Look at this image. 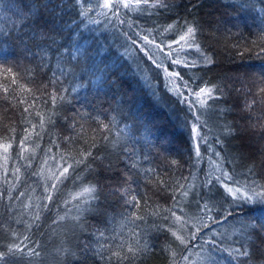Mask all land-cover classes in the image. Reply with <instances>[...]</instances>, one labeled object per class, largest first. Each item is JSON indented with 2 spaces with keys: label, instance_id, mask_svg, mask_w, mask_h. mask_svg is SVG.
<instances>
[{
  "label": "trees",
  "instance_id": "1",
  "mask_svg": "<svg viewBox=\"0 0 264 264\" xmlns=\"http://www.w3.org/2000/svg\"><path fill=\"white\" fill-rule=\"evenodd\" d=\"M53 2L61 5L56 26L41 28L50 20L43 7L48 0H0V40L8 37L0 48V144L12 145L7 153L0 148V250L16 242L39 252L12 257L10 264H213L210 254L228 264L221 259L226 253H213L207 242L238 248L243 222L264 215V208L234 198L215 180L226 170L232 180L225 183L241 194L255 200L254 193L264 192V93H258L264 88V0H168L167 9L137 10L86 0L83 8L92 9L86 17L79 15L77 0ZM28 8L39 18L24 21L21 13ZM174 22L176 30L165 31ZM185 22L198 25L196 43L211 64L186 67L183 61H199V54L167 48ZM22 32L28 33L24 43L15 40ZM101 47L103 59L96 54ZM177 59L182 63H173ZM213 85L221 89L215 93L220 99L201 108L194 93ZM252 100L257 103L248 110ZM194 123L203 124L206 138L199 158L190 132ZM226 126L231 135L224 134ZM25 134L29 150L21 152ZM89 151L83 163H75ZM68 164L74 167L58 184L54 201L43 199L62 171L58 166ZM127 177L135 183L125 195L119 190L129 187ZM93 184L102 189L100 201L80 213L75 226L70 220L54 224L58 215H77L73 196ZM132 195L136 208L125 204ZM37 211L40 220L33 224ZM129 244L147 245L148 251L109 260ZM84 245L90 247L87 259ZM256 245L251 264H264V237Z\"/></svg>",
  "mask_w": 264,
  "mask_h": 264
},
{
  "label": "snow or ice",
  "instance_id": "2",
  "mask_svg": "<svg viewBox=\"0 0 264 264\" xmlns=\"http://www.w3.org/2000/svg\"><path fill=\"white\" fill-rule=\"evenodd\" d=\"M77 3L80 4L82 11H80L79 15L81 16H87L90 11H92L91 8L84 9L83 5L86 3V0H77ZM51 5V7H49ZM103 8L106 9H112V8H118L119 7H124L128 9H133L137 10L141 8L142 6H147L150 8H160V9H167L169 7L168 0H104L103 5H100ZM27 7V5H25ZM44 9L47 12V15L50 17V20L46 21L44 25H41V28L46 27L47 23H52L53 26H56V19H57V9L61 7L59 3H54L53 0H48V3L43 5ZM23 20L28 21V20H35L38 19L39 17L36 16V14L32 11L31 8H28L26 12L21 13ZM115 15V13H113ZM123 23V21H121ZM22 27H29L27 23L23 24ZM176 30V25L175 22L173 24L168 25V27L165 29V31H175ZM30 31L33 32V35L30 36V39H35V30L30 29ZM199 32V27L195 23H188L185 22L184 25L182 26L180 30V34L178 35V39L173 40L172 44H169L168 47L171 48L172 45H176L179 47L181 51H183L185 48L188 50L194 49L196 53L199 54V61H192V62H187L183 61L184 66L193 68L196 67L197 63H203V64H211L213 61L212 59L206 55L202 50L201 47L198 43H196V37ZM28 35L27 32H22L21 34H18L15 37V40L20 41V43H24L23 37ZM8 37H4L3 40H0V48H2L3 44L7 42ZM144 41L147 43H152V41L148 40L147 36L143 37ZM157 47H160L159 45ZM98 56H100L102 59L107 55V53L103 50V48H99L96 53ZM173 63L175 64H181L182 61L177 59L174 60ZM10 71V69L8 70ZM105 71H107V67L105 68ZM118 70L113 71L111 74L116 75ZM173 75L179 77V73H174ZM118 79H122L119 78ZM110 84L114 85L117 83V80H110ZM7 91V89H5ZM221 92V89L219 86L213 85L211 88L208 87H202L199 89L198 92H195L194 95L198 98V103L201 108L208 107V100H218L220 99V96H217L215 93ZM258 93H264V88L258 89ZM53 101H55V96L53 97ZM257 103L256 100H252L248 102L245 107L248 110H251L254 105ZM27 111V109H25ZM199 116L196 117V120L199 121ZM102 123V122H101ZM103 128L107 129L108 125L102 124ZM41 127H43V118L41 119ZM127 127V126H126ZM203 127L202 123H194L191 125L190 132L193 134V138L196 141L194 144V150L196 156L199 158L200 157V142L205 141L206 138L203 137L200 134V129ZM35 128V126H33ZM14 131V130H13ZM223 132L225 135H231L233 132V129L230 127H224ZM262 132H264V129H262ZM30 138L29 134H25L24 138L19 141L20 146H21V152L28 151V146L26 144V141ZM68 139V138H66ZM105 139H107L105 137ZM217 143H222V141L217 138ZM11 143L7 144H0V148L3 149L4 153H7L9 148H11ZM95 146V145H93ZM217 156L220 155L219 152L215 153ZM92 153L89 152H84L81 154L82 158L80 160H77L75 163L76 164H81L84 162V159L87 157L91 156ZM131 156V154H129ZM7 159V157H5ZM63 159V158H62ZM31 161H29L30 163ZM47 163V161H45ZM172 164H177L178 161L173 160L171 161ZM58 167H62V171L59 172V175L54 176L55 183H52L50 186L45 188V192H47V195L43 197V199L53 202L54 201V196L53 193H55L58 190V184L62 183L64 179H67L70 175V169L74 167L73 164H68L66 167H63L62 165H59ZM90 167V166H89ZM131 167H135V165H131ZM147 171H152V170H147ZM253 171L252 167H249L248 172L251 174ZM16 173L20 172V169L17 168L15 169ZM36 175H39V173H34ZM19 179V177H17ZM79 179V177H77ZM215 180L217 183H220L226 192L233 196L234 198L241 199L245 204H258L261 208H264V192L260 193H254L255 200L253 196H249L246 193L241 194L239 188H233L229 186L228 183H225V181H231L232 176L229 172L226 170L223 172L221 177H215ZM126 182L129 183V187L127 189L121 188L119 191L122 194H128L130 188H131V183H135L134 180L131 179V177L126 178ZM159 183H163V181H159ZM213 183V179L210 177L207 181L208 185H211ZM235 183V181H233ZM183 196H188V192L184 191L181 193ZM21 196L24 195V193H20ZM101 195H103L102 189L98 185H88V186H83L81 188V191L76 193L75 196H73V199L78 200L79 203L75 206L77 210V215L69 217L67 214L64 216H57V219L53 221L54 224L70 220L75 226L76 222L80 220V213L86 210H91L93 207V202H99ZM67 203V202H66ZM81 204L84 205V207H81ZM126 205H131L133 208L138 207L139 201L137 200V197L135 195L131 196V199L125 200ZM30 205H26L25 207H29ZM40 206L37 205V208ZM44 208H48V204L43 205ZM207 203L203 205V209L207 210ZM239 207V205L237 206ZM250 211L256 210L255 208L249 209ZM229 216L232 215V213L228 214ZM172 216L175 217V221L179 222L181 220V217L176 216L175 213H172ZM133 219L134 220H143L144 218L142 216H137L133 214ZM225 222H227V217L224 218ZM40 220V213L37 211L35 213V216L33 218V224L36 223L37 221ZM29 228L32 227V224L28 225ZM4 228V224L0 223V229ZM167 231L171 232L172 236L180 242V244L187 246L188 241L181 235H178L176 231H173L171 228L166 229ZM10 231V235L13 237H16L18 239V234L15 231ZM199 231V229H197ZM241 233V241H237V243H240V247H223V248H218L217 247V242L215 239H210L207 243L211 246L213 253H226V256L221 257L222 260H226L228 264H251V259L253 255V249L257 247L256 245V239L259 237H264V215H261L259 218H252L249 219L246 222H243L242 228L239 229ZM99 237H103L104 233L99 232L98 233ZM193 238H195V234H193ZM28 238L25 237V240ZM103 247V245L101 246ZM123 245L120 246L121 249H123ZM170 250V248L166 249ZM90 251V247L88 245H84L81 248V255L84 257V259H87V253ZM148 251V246L144 245L142 248L137 246V245H132L129 244L127 246V251L123 252L122 251H115L111 253V256H109V260H111L112 257H115L118 261H124L128 260L129 257L131 256L133 259L137 258L141 253H146ZM27 254L29 256H38L39 252L36 251L35 248L31 247H26L22 243H10L6 245V250H0V264H10V258L12 257H22L24 254ZM69 256L74 255L73 253L69 252ZM171 255L175 257L176 253L175 251H171ZM101 259H103V256L101 255ZM185 260H187V257H184ZM209 259L213 261V264H220V261H216L214 259V256L210 254ZM77 264L79 262L77 261ZM173 264L175 262L173 261Z\"/></svg>",
  "mask_w": 264,
  "mask_h": 264
},
{
  "label": "rangeland",
  "instance_id": "3",
  "mask_svg": "<svg viewBox=\"0 0 264 264\" xmlns=\"http://www.w3.org/2000/svg\"><path fill=\"white\" fill-rule=\"evenodd\" d=\"M103 3H104V0H103ZM176 39H178V37L175 38V40H176ZM169 44H172V41L169 42V43L167 44V48H169V47H168ZM171 49H179V47L173 44L172 47H171ZM185 49H186V48H185Z\"/></svg>",
  "mask_w": 264,
  "mask_h": 264
}]
</instances>
